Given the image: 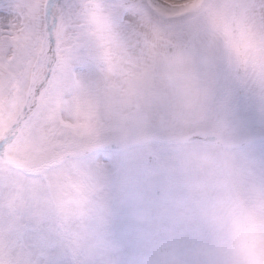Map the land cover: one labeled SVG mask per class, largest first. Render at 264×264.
I'll use <instances>...</instances> for the list:
<instances>
[{"label": "snow or ice", "instance_id": "obj_1", "mask_svg": "<svg viewBox=\"0 0 264 264\" xmlns=\"http://www.w3.org/2000/svg\"><path fill=\"white\" fill-rule=\"evenodd\" d=\"M241 96L264 120V0H0V264H131Z\"/></svg>", "mask_w": 264, "mask_h": 264}, {"label": "clouds", "instance_id": "obj_2", "mask_svg": "<svg viewBox=\"0 0 264 264\" xmlns=\"http://www.w3.org/2000/svg\"><path fill=\"white\" fill-rule=\"evenodd\" d=\"M245 162L215 138L170 160L184 179L155 218L140 221L131 264H264V188L242 194ZM117 187L126 195L123 173Z\"/></svg>", "mask_w": 264, "mask_h": 264}, {"label": "rangeland", "instance_id": "obj_3", "mask_svg": "<svg viewBox=\"0 0 264 264\" xmlns=\"http://www.w3.org/2000/svg\"><path fill=\"white\" fill-rule=\"evenodd\" d=\"M235 125L244 140L264 137V120L254 102L246 96H241L237 101ZM239 155L259 167L264 163V140L242 146Z\"/></svg>", "mask_w": 264, "mask_h": 264}, {"label": "water", "instance_id": "obj_4", "mask_svg": "<svg viewBox=\"0 0 264 264\" xmlns=\"http://www.w3.org/2000/svg\"><path fill=\"white\" fill-rule=\"evenodd\" d=\"M263 139H264V137L249 139V140L245 141V143L243 145L248 144V143H252V142H255V141H261Z\"/></svg>", "mask_w": 264, "mask_h": 264}]
</instances>
